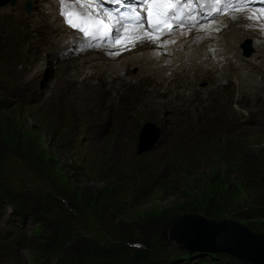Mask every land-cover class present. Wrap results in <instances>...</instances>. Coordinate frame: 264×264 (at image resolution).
Segmentation results:
<instances>
[{
    "label": "rangeland",
    "instance_id": "rangeland-1",
    "mask_svg": "<svg viewBox=\"0 0 264 264\" xmlns=\"http://www.w3.org/2000/svg\"><path fill=\"white\" fill-rule=\"evenodd\" d=\"M27 3L29 0H16L14 7L7 5L0 23L4 27H0V190L10 193V197L17 196L19 201L18 205L0 203V221L6 216L13 225L0 238V264H42L50 257V253L42 252L43 245L51 242V232L61 220L70 225L69 237L73 239L67 244L68 236L55 238L54 246L60 247L56 252L65 247L72 253L80 246L90 251L93 244L111 245L117 231L130 232L136 237L143 234L140 239L151 260L165 264L180 255V248L168 242L171 223L165 222L173 216H183L186 208L203 210L209 199V203L217 205V196L212 197L216 190L220 201L231 200L234 208L228 212L237 216L234 219L226 215L224 219L264 235V220L240 219L244 211L239 207H248L247 203L257 195L247 188L243 182L246 178L237 171L245 170L257 156H264V95H257L260 101L250 95V101L256 98L260 103L245 107L238 106L235 98L228 104L221 105L218 100L211 103L212 98H231L233 83L229 89L206 96L209 88H198V82L204 79L200 76L192 86L184 87L187 89H178L204 92L193 97L199 99L194 103L182 102L185 114L161 109L158 113L163 120H157L149 115L148 108L140 106L135 121H127L123 114L131 110L130 102H141L153 91L147 93L150 88L139 85L127 94L120 92V97L124 94L123 101L107 107L108 92L119 89V85L108 83L104 92L91 100L92 114L82 121L65 118L64 103L72 91L68 88L69 75L63 71L68 66L69 73L76 70L72 62L82 58L69 50L62 57H53L47 49L52 46L46 33L17 27L15 22L24 19ZM33 8L41 11L36 5ZM94 50L91 47L84 53ZM46 54L52 59L50 63L43 60ZM80 71L79 78L91 72L88 68ZM144 80L149 79L141 81ZM87 82L94 85L96 80ZM191 109L206 113L194 119L188 115ZM145 110L148 115H144ZM147 123L159 130V140L138 155L139 135ZM11 137L16 140L9 142ZM50 197H54L51 205L39 208L32 203ZM16 206H22L27 213H21ZM38 210L48 213L42 218L50 231L43 232L36 223ZM192 215L203 217L200 213ZM209 254L213 253H201L196 258L205 260ZM230 258H225L227 264H251Z\"/></svg>",
    "mask_w": 264,
    "mask_h": 264
},
{
    "label": "bare ground",
    "instance_id": "bare-ground-1",
    "mask_svg": "<svg viewBox=\"0 0 264 264\" xmlns=\"http://www.w3.org/2000/svg\"><path fill=\"white\" fill-rule=\"evenodd\" d=\"M20 1L22 2V0ZM41 2L40 0H29L32 6L35 3L37 6ZM39 6L42 7V10H34L32 13L34 17L29 13H25L23 18L26 21H32L36 15L39 17L42 26L37 27V34L38 32L47 34L50 43L48 44L52 46L47 47L50 54L53 57L60 54L62 57L61 54L69 50L76 55L75 57L80 56L82 58L79 62L77 61L79 58L72 62V66L74 65L76 70L73 69L69 73L70 66H68L63 71L65 75H69V79H67L68 88L72 91V94L64 103L63 116L65 118L82 121L87 114H92L91 100L97 93L104 92L103 87L108 83H112V86L119 85V89H112L108 92L107 101L105 102L107 107H112L113 102L123 101L124 94H121L120 97V92L127 94L128 90L135 89L139 85L143 84V86L149 87L150 89H146L147 93L153 91L152 94H147L145 100L141 102H138L137 99V101L130 102L131 110L123 114L127 121H135V118L139 115L138 107L140 106L148 108L149 115L151 114L157 120H163L159 114L161 109L163 112H170V109H173L178 114H185L187 109L182 102L194 103V100L199 99L193 97L204 92L191 93L187 90L178 92V89H187L184 87H187L186 85L192 86L194 80L200 76L204 77L202 81L217 85V87H210V92L206 96L211 92H215V90L229 89L231 87L229 85L233 83L234 88L232 87L230 90L232 92L231 98L211 97V103L218 100L221 105L228 104L232 98H235L238 106L245 107L260 103L256 98H252L250 101V95L257 96L260 94V97L264 95L263 84L255 78V74L261 72L264 67V17L253 20L245 18L240 22L231 19L234 14L243 16L248 10H259L256 7L246 6L240 13H237L234 8L225 17L201 23L199 27H180L170 37H155L151 43L147 41L144 44L134 42L127 36L126 31L121 34L119 32L120 39L117 41L116 38H113L116 34L110 29L109 34L104 37L103 47H95L96 50L85 54L84 51L80 50V46L73 39L72 34L62 26V22L58 17L59 0H45ZM3 17L4 13H1L0 23ZM226 22H228V25L223 28L222 26ZM0 27L4 28L3 26ZM115 27L116 25L112 26V28ZM138 31L143 33V29H138ZM245 39L251 41L255 55L252 57L251 62L242 64L235 60V55L237 46ZM19 40H22V38L17 39V41ZM108 43L110 45H107ZM53 47H56V50ZM105 51L118 52V54L106 55ZM43 60L49 63L52 61L49 54H46ZM82 68H88L91 72L79 78L78 74L82 72L80 71ZM231 74L235 77L232 78ZM142 79L149 80L141 81ZM87 80H96V82L94 85H90L91 83L88 84ZM120 80H122V83H120ZM227 80H229L228 83ZM202 81H199L198 84ZM223 85L225 87H221ZM194 90L197 91L198 89ZM259 96H257L258 100L260 99ZM134 103L136 105L133 107ZM93 113L95 115V112ZM205 113L191 109L188 115L199 120ZM144 115H148L146 110Z\"/></svg>",
    "mask_w": 264,
    "mask_h": 264
},
{
    "label": "trees",
    "instance_id": "trees-1",
    "mask_svg": "<svg viewBox=\"0 0 264 264\" xmlns=\"http://www.w3.org/2000/svg\"><path fill=\"white\" fill-rule=\"evenodd\" d=\"M9 140V139H8ZM16 140L15 137H11L9 142H13ZM6 144L5 142H3ZM3 143L1 144L3 146ZM258 157V158H257ZM253 162H250L249 166L244 169H239L238 174L239 176L245 177L246 179H242L244 184L249 188L250 190L256 192L255 199H253L251 202H248V207H245L243 210L239 207L240 211H244V215L242 218L243 220H252L258 218L259 220H264V156H257ZM234 169H237L235 167ZM236 172V170H234ZM240 172V173H239ZM4 189L7 190L5 187ZM223 190L220 192L222 193ZM10 193H5L0 190V203L3 201H7L9 204H19V201L17 199V196L10 197L8 195ZM23 195V194H22ZM217 196L218 198V204L214 205L213 203H209L210 199L208 200V203L206 207L203 210H189V208H186L184 214H202L203 217L210 219V220H221L226 218V215H229L232 218H237V216H234V214L228 212V209H233L234 206L230 202L231 200H219V191L216 190L212 197ZM211 197V198H212ZM54 197H50V199H36L35 201L32 200V203H35V206L41 207V205H51V200H53ZM235 204L237 206L239 205V199L236 198ZM233 200V201H234ZM17 209L21 213H27L26 210L22 206H16ZM231 207V208H229ZM41 210V209H40ZM38 210L36 213V223H38L41 228L43 229V232L48 229V225L44 224L42 216H46L48 213ZM187 211V212H186ZM45 213V214H44ZM183 213V212H181ZM182 214V215H184ZM177 217L173 216L169 219V221L165 223H172ZM56 230H54L51 233H54V236L52 239H48L51 242H48L47 244L43 245L42 252L44 253H50V257H47L46 260L43 261L42 264H158L155 261H152L150 258V253L146 250H144V242L140 239V236L137 235L134 236L130 232H120L117 231V237L114 239V242L111 245L108 246H101L98 247L96 244H93L91 248L88 251L83 246H80L79 248H76L73 250L72 253H68L65 247H63L59 252L56 250L60 249L59 245H55V238L60 237L61 235H64L67 237V240L69 244L72 241V237H69V232L71 231L70 225L67 224L66 221L61 220L57 222V225L55 226ZM48 231V232H49ZM137 242V243H135ZM142 243V244H141ZM66 244V246H67ZM130 245H135V247L132 248ZM50 249L47 250V248ZM141 247V248H138ZM57 256H56V255ZM56 256V257H54ZM52 257H54V260H52ZM227 255H222L220 260L222 263H226L225 258H227ZM230 261H234V259L230 258ZM37 264V263H35ZM237 264H244L242 262H238Z\"/></svg>",
    "mask_w": 264,
    "mask_h": 264
},
{
    "label": "snow or ice",
    "instance_id": "snow-or-ice-1",
    "mask_svg": "<svg viewBox=\"0 0 264 264\" xmlns=\"http://www.w3.org/2000/svg\"><path fill=\"white\" fill-rule=\"evenodd\" d=\"M112 3L123 6L127 11L113 12L111 9H101L102 0H59L60 16L66 28L81 36L80 50L87 51L94 45L102 48L104 33L112 29L117 41L120 39L119 29H124L127 36L134 42L151 43L155 33L168 26L174 18L183 16V9L179 5L198 2V0H111ZM213 5L225 3L234 5L235 11L240 13L247 6V0H208ZM146 9L141 11V7ZM177 5L176 7H173ZM145 12L148 27L145 28ZM258 13V15H257ZM264 17V9L248 10L241 15H232L231 19L240 22ZM116 25L115 28H112ZM138 29H143V33ZM106 55H117L118 52L105 51Z\"/></svg>",
    "mask_w": 264,
    "mask_h": 264
},
{
    "label": "water",
    "instance_id": "water-1",
    "mask_svg": "<svg viewBox=\"0 0 264 264\" xmlns=\"http://www.w3.org/2000/svg\"><path fill=\"white\" fill-rule=\"evenodd\" d=\"M15 0H0V6ZM159 130L147 123L141 129L137 154L152 148L159 140ZM168 242L185 254L211 252L226 254L251 264H264V235L255 234L232 219L210 220L186 214L171 223Z\"/></svg>",
    "mask_w": 264,
    "mask_h": 264
}]
</instances>
